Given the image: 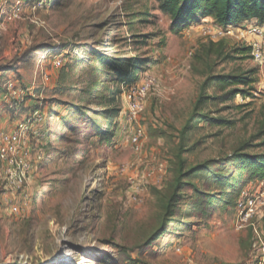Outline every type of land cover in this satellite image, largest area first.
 I'll use <instances>...</instances> for the list:
<instances>
[{
  "label": "rangeland",
  "instance_id": "obj_1",
  "mask_svg": "<svg viewBox=\"0 0 264 264\" xmlns=\"http://www.w3.org/2000/svg\"><path fill=\"white\" fill-rule=\"evenodd\" d=\"M257 23L231 36L212 19L173 29L157 0H0V146L37 110L46 137L31 149L20 215L2 195L0 164V264H264V226L259 235L236 227L239 193L257 185L249 175L233 190L211 174L185 179L214 204L186 187L172 216L164 209L188 169L219 161L228 173L237 151L264 154V64L241 52L258 39L242 32ZM100 55L147 64L132 87L156 79L136 121L127 119L132 87L119 88ZM222 76L254 82L227 87ZM10 86L26 96L14 100ZM114 92L122 112L105 143L94 125L106 124Z\"/></svg>",
  "mask_w": 264,
  "mask_h": 264
},
{
  "label": "trees",
  "instance_id": "obj_2",
  "mask_svg": "<svg viewBox=\"0 0 264 264\" xmlns=\"http://www.w3.org/2000/svg\"><path fill=\"white\" fill-rule=\"evenodd\" d=\"M157 2L159 3L160 11L171 18L173 29H182L190 24L199 23L203 19H212L219 26L225 28L238 26L250 20H256L264 24V0H157ZM251 51V47L241 50L243 54H249ZM97 60L102 64H106L109 59L100 55ZM108 62H111L110 68L115 74V80L119 88L120 86L132 87L137 80V74L142 71L143 66H147V64L142 62L127 59L109 60ZM217 80L220 84L227 87H238L254 82L253 79L245 80L243 77L236 76H222L218 77ZM108 92L111 91L108 90ZM112 95V97L106 98L108 102L103 106L105 111L101 112V116L106 124L102 126L95 122L94 125L96 130L95 136L105 143L112 142L114 133L110 130L114 122L120 119L122 112L121 105L116 103L117 93L114 92ZM78 112L81 113V109H78ZM70 128L74 129L77 134L81 132V127L71 126ZM185 163L186 161H183V166ZM223 166V163L219 161H208L188 169L183 174H181L182 171H178L177 174L181 175L171 185L170 196L164 209L172 216L176 205L175 202H177L180 193L186 187L193 188L197 194H202L209 198V204H214L217 197L214 198L209 193H202L195 185L184 182L185 179L200 174H207L209 176L211 174L210 180L219 186H224L227 190L236 188L246 175H249L251 180H264V154H251L245 149H241L229 161V166H231L230 172H222Z\"/></svg>",
  "mask_w": 264,
  "mask_h": 264
},
{
  "label": "built area",
  "instance_id": "obj_3",
  "mask_svg": "<svg viewBox=\"0 0 264 264\" xmlns=\"http://www.w3.org/2000/svg\"><path fill=\"white\" fill-rule=\"evenodd\" d=\"M258 22V21H257ZM239 29L232 26L224 29L220 35L236 36L239 34ZM211 28H206V34H213ZM216 34V33H215ZM245 34L257 37L258 39L251 43L252 55L258 64H264V25L257 23L256 26L250 28L248 31L242 32ZM56 66H61L60 59L55 60ZM156 85V79L147 75L144 85L141 87H132L127 96L129 107L127 112V119L129 121H136L145 108V101L150 92ZM9 91H14L11 97L14 100H21L26 96V91L23 89L14 90L10 86ZM42 114L40 110L35 111L34 119L31 121H21L10 134H4L1 137L0 146V164L3 167V176L6 180L4 188L5 201L10 204L12 213L20 215L23 208L20 202H16L17 196L25 194V185L28 178L35 167V163L31 159V149L34 144H41L45 140V134L38 131L36 123H41ZM34 121V123L32 122ZM145 132L139 127L132 136L131 143L139 150L142 139H144ZM38 161H43V153L38 155ZM131 183L134 188L139 191L140 183L136 179L131 178ZM27 198L23 197L21 201ZM237 220L236 227L238 230H243L245 227H250L255 234L259 235L261 228L264 226V180L257 181L255 187L243 189L236 201Z\"/></svg>",
  "mask_w": 264,
  "mask_h": 264
}]
</instances>
